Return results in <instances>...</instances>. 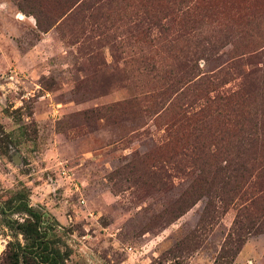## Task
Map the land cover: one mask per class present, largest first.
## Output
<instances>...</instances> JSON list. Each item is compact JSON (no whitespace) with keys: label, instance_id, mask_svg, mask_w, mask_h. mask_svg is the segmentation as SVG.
Wrapping results in <instances>:
<instances>
[{"label":"rangeland","instance_id":"1","mask_svg":"<svg viewBox=\"0 0 264 264\" xmlns=\"http://www.w3.org/2000/svg\"><path fill=\"white\" fill-rule=\"evenodd\" d=\"M263 95L264 0H0V205L67 264H264Z\"/></svg>","mask_w":264,"mask_h":264},{"label":"trees","instance_id":"2","mask_svg":"<svg viewBox=\"0 0 264 264\" xmlns=\"http://www.w3.org/2000/svg\"><path fill=\"white\" fill-rule=\"evenodd\" d=\"M212 85L215 86L214 83ZM236 93H232L226 97H214L213 103L215 107L226 106L233 104ZM221 115V114H219ZM224 120L230 125L233 124V115L226 113L223 116ZM261 139L259 145H251L250 154L258 155L264 160V95L260 101V113L259 120ZM249 151V150H248ZM246 156L247 152L239 153V158ZM264 163V161H263ZM214 175H220L223 179L227 180H239V172L246 170L244 161L240 158L238 162L215 163ZM193 204V203H192ZM183 204L176 208L175 212H169V215L173 219L178 218L192 205ZM11 215H22V219L12 220L8 217V213ZM0 215L5 216V226L10 231H13V240L7 242L6 248L2 253L0 264H67L68 254L63 251L57 244L54 238L50 236L51 228L45 226L43 222V216L38 211L34 210L28 202V197L24 193H17L7 200L3 205H0ZM7 215V217H6ZM237 229H243L239 227V222H236ZM236 234V233H235ZM238 236V234H236ZM20 238V239H19ZM235 244V252L231 254L233 259L236 252L241 247L240 240L234 242L230 240L226 245L230 246ZM228 253V252H226ZM229 264V262L227 263Z\"/></svg>","mask_w":264,"mask_h":264},{"label":"built area","instance_id":"3","mask_svg":"<svg viewBox=\"0 0 264 264\" xmlns=\"http://www.w3.org/2000/svg\"><path fill=\"white\" fill-rule=\"evenodd\" d=\"M63 174H66V172H65V171H63Z\"/></svg>","mask_w":264,"mask_h":264}]
</instances>
